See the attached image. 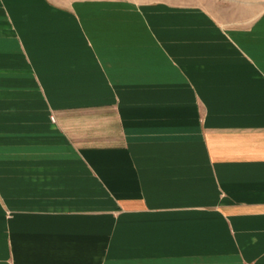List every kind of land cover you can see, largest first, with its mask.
Masks as SVG:
<instances>
[{
	"label": "crops",
	"instance_id": "0c3cea01",
	"mask_svg": "<svg viewBox=\"0 0 264 264\" xmlns=\"http://www.w3.org/2000/svg\"><path fill=\"white\" fill-rule=\"evenodd\" d=\"M262 15L0 0V264H264Z\"/></svg>",
	"mask_w": 264,
	"mask_h": 264
},
{
	"label": "rangeland",
	"instance_id": "374dc122",
	"mask_svg": "<svg viewBox=\"0 0 264 264\" xmlns=\"http://www.w3.org/2000/svg\"><path fill=\"white\" fill-rule=\"evenodd\" d=\"M131 3L146 5L159 2L192 6L206 11L215 22L230 25L232 23L255 22L262 18L264 0H125ZM35 86V85H34ZM33 86V87H34ZM14 97V96H13ZM45 97V96H44ZM33 101L38 100L33 94ZM53 118V117H52Z\"/></svg>",
	"mask_w": 264,
	"mask_h": 264
}]
</instances>
